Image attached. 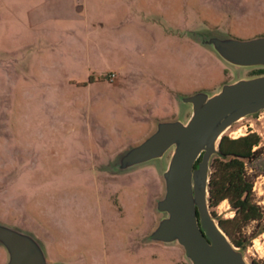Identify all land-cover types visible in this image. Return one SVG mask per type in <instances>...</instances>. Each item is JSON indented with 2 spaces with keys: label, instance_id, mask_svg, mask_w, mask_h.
Listing matches in <instances>:
<instances>
[{
  "label": "rangeland",
  "instance_id": "1",
  "mask_svg": "<svg viewBox=\"0 0 264 264\" xmlns=\"http://www.w3.org/2000/svg\"><path fill=\"white\" fill-rule=\"evenodd\" d=\"M197 32L264 35V0H0V219L55 264H188L177 245L145 240L170 152L117 174L101 166L156 120H186L180 95L254 74ZM249 132L262 138L247 170L264 212V110L223 135ZM210 211L234 215L227 200ZM263 227L236 233L252 264H264Z\"/></svg>",
  "mask_w": 264,
  "mask_h": 264
},
{
  "label": "water",
  "instance_id": "2",
  "mask_svg": "<svg viewBox=\"0 0 264 264\" xmlns=\"http://www.w3.org/2000/svg\"><path fill=\"white\" fill-rule=\"evenodd\" d=\"M196 39L236 68H264V35L242 39L197 32ZM189 104L186 120L159 119L140 141L131 143L101 168L109 174L162 161V194L154 202L157 220L145 240L175 244L188 264H252L216 221L209 206L211 160L232 124L264 110V72L223 82L218 90L180 95ZM4 264H55L36 235L0 219Z\"/></svg>",
  "mask_w": 264,
  "mask_h": 264
},
{
  "label": "trees",
  "instance_id": "3",
  "mask_svg": "<svg viewBox=\"0 0 264 264\" xmlns=\"http://www.w3.org/2000/svg\"><path fill=\"white\" fill-rule=\"evenodd\" d=\"M263 72L264 68H259L254 74ZM261 140V135L256 132H249L236 138L222 135L219 142L220 154L214 155L210 164L209 206H217L224 200L228 201L234 215L225 219L219 218L218 222L230 239L243 249L247 242L236 236L238 229L251 221L264 220V212L254 200V184L247 170V162L260 152L256 147ZM262 231L264 227L259 232Z\"/></svg>",
  "mask_w": 264,
  "mask_h": 264
},
{
  "label": "crops",
  "instance_id": "4",
  "mask_svg": "<svg viewBox=\"0 0 264 264\" xmlns=\"http://www.w3.org/2000/svg\"><path fill=\"white\" fill-rule=\"evenodd\" d=\"M179 251H180V253H181V255H182V251L179 249ZM182 257H183V255H182ZM183 261V260H182Z\"/></svg>",
  "mask_w": 264,
  "mask_h": 264
}]
</instances>
